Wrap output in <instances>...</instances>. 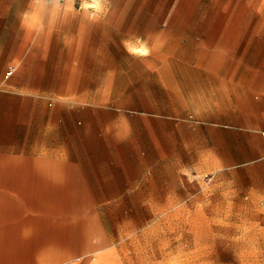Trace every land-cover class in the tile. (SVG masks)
<instances>
[{
  "label": "crops",
  "instance_id": "1",
  "mask_svg": "<svg viewBox=\"0 0 264 264\" xmlns=\"http://www.w3.org/2000/svg\"><path fill=\"white\" fill-rule=\"evenodd\" d=\"M145 4L0 0V72L12 64L16 79L0 92V264H58L44 243L56 235L59 190L74 179L48 158L77 157L99 106L94 95L116 74L133 78L138 97L145 88L164 93L165 117L180 128L171 130L181 144L172 166L203 189L264 199V106L245 81L250 73H140L139 47L149 44L141 30L156 29L147 23L156 7Z\"/></svg>",
  "mask_w": 264,
  "mask_h": 264
},
{
  "label": "rangeland",
  "instance_id": "2",
  "mask_svg": "<svg viewBox=\"0 0 264 264\" xmlns=\"http://www.w3.org/2000/svg\"><path fill=\"white\" fill-rule=\"evenodd\" d=\"M141 1L157 13L147 22L156 29L141 30L149 44L139 47L140 73H250L264 106V0ZM10 65L0 92L16 80ZM130 81L116 74L94 95L76 158H48L74 182L59 190L60 220L44 249L58 264H264V199L203 189L172 166L181 144L171 130L180 128L165 117V95L145 88L138 97Z\"/></svg>",
  "mask_w": 264,
  "mask_h": 264
}]
</instances>
